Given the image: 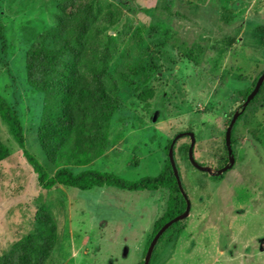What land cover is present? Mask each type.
Here are the masks:
<instances>
[{"label":"rangeland","instance_id":"1","mask_svg":"<svg viewBox=\"0 0 264 264\" xmlns=\"http://www.w3.org/2000/svg\"><path fill=\"white\" fill-rule=\"evenodd\" d=\"M87 1L100 10L97 24L107 11L114 13L109 35L134 25L128 40L118 44L108 82L109 92L123 104L105 127L106 151L86 166L74 164L82 155L65 162L63 154L59 168L75 174L90 169L138 184L163 171V149L187 129L194 135L193 157L199 164L227 167L222 147L226 118L241 113L235 112L238 101L230 94L251 87L252 79L264 74V0ZM55 9L53 0H0V45H7L0 54V95L16 103L23 124H29L27 149L38 154L49 175L59 168L36 142L40 94L26 83L24 56L38 33L54 25ZM158 39L166 40L161 48L166 67L163 56L146 51H159ZM178 53L192 57L181 60ZM146 59L160 65L153 75L148 67H138ZM142 93L147 108L138 98ZM245 115L233 133L234 162L220 180L187 161V134L176 141L174 163L190 205L187 229L173 245L160 241L150 264H264V103L248 110L247 120ZM0 131L8 133L2 138L11 153L0 164V256L33 230L34 212L44 203L58 237L47 264L144 260L168 206L166 193L154 197L151 191L112 186L42 190L1 121Z\"/></svg>","mask_w":264,"mask_h":264},{"label":"trees","instance_id":"2","mask_svg":"<svg viewBox=\"0 0 264 264\" xmlns=\"http://www.w3.org/2000/svg\"><path fill=\"white\" fill-rule=\"evenodd\" d=\"M53 1L56 8L54 25L50 29L38 33L26 49L24 56L26 83L32 91L40 94L38 95L41 110L35 129L36 142L47 160L51 164H55L57 168L60 167L58 162L63 154L66 155V158L63 159L65 162H68L70 158L82 155L78 160L75 158L74 164L86 166L91 159L101 156L106 151L105 127L123 104L121 97L109 92L108 82L112 80L111 64L114 54L117 53L118 44L121 41L124 43V38L128 40L134 25L127 24L111 36L109 31L115 24V16L111 11H107L103 20L97 24L96 17L100 10H96L94 5L87 0ZM160 40L162 39H158V41ZM5 44V42H1L0 54L5 53L7 48ZM165 44L166 40L158 43L160 52L150 48L146 49L150 52L149 55L160 54L164 57L161 63L163 67L168 65V58L161 49L165 47ZM178 56L181 60L184 57L188 59L192 57L191 53H178ZM147 59L142 60L138 67H148L149 74L153 75L151 70H158L157 67L160 65L147 62ZM262 76L263 72H260L252 79L251 87L230 94L231 99L235 97L238 101L235 112L241 111L230 128L231 151L234 144V129L240 119L246 113L247 120V111L256 108L257 104L261 102L264 103V77L262 78ZM261 78L262 81L253 94ZM138 98L147 108L145 94H140ZM244 104L245 106H243ZM16 107V103H8L0 95V121L7 126L28 165L36 174L40 189L50 190L59 185L87 191L94 187L112 186L128 192L151 191L149 194H154V197L155 192L166 193L168 206L165 208L166 211L162 218L156 222L150 240L154 238L161 227L185 212L188 197L185 191L181 192L178 187L168 156L169 150L172 149L174 163V148L177 140H170L168 146L163 149L166 155L163 171L138 184L127 183L115 176L90 169L75 174L70 169L63 167L49 175L37 159L36 155L38 154L27 149L26 137L31 128L29 124H23ZM205 110L203 109L201 112H205ZM232 118L230 115L225 122L222 140L224 157L228 155L225 136ZM188 132L192 133V130L187 129L175 137ZM5 133L8 135L7 132L0 131V164L11 155L9 147L2 138ZM189 146L185 147L186 159L191 164V156V161L197 163L193 157L195 142L191 141ZM232 157L235 158L233 151ZM227 159L226 163L229 164ZM191 165L194 167V164ZM226 172L219 175V178L211 175L209 178L214 181L220 180ZM33 216V230L14 242L8 251L0 256V264H47L58 240L57 227L49 207L44 203L36 208ZM187 218L186 216L173 223L160 235L148 264H150L160 241L164 240L166 244L170 245L175 244L181 233L187 229ZM145 255L146 252L144 257ZM139 264H144V260Z\"/></svg>","mask_w":264,"mask_h":264},{"label":"water","instance_id":"3","mask_svg":"<svg viewBox=\"0 0 264 264\" xmlns=\"http://www.w3.org/2000/svg\"><path fill=\"white\" fill-rule=\"evenodd\" d=\"M263 77H264V74H263L262 78ZM262 78L257 83V86H256V88L253 91V94L257 91V89H258V87L260 85V82L262 81ZM243 106H245V104ZM237 116H238V113H235V115L233 116V118L231 120V123H230V125H229V127H228V129L226 131V136H225L226 137L227 150H228L229 165L227 167H224L222 169V171L219 172L218 174H221L223 171H225L234 162V159L232 157V151H231V148H230V145H229V134H230V128H231V126H232V124H233V122H234V120L236 119ZM187 135L189 137H191V141L193 143V141H194L193 140L194 139L193 138V134L192 133H187ZM179 137H180V135H178L177 137H175L174 138L175 139L174 141L178 140ZM168 156H169V160L171 162L172 171H173V173H174V175L176 177V181H177L178 187H179L180 191L183 192V188H182V185H181V181H180L179 175L177 173V169H176V167H175V165L173 163L172 149L169 150ZM190 159L192 160L191 156H190ZM191 160H190L191 164H194V167L198 168L199 170L204 171V172H207L209 174H213V175L215 174V175H217V172L212 173V171L210 170V168L201 167V166L198 165V163H195V162H193ZM186 203L187 204H186V210H185V212L182 215H180V216L176 217L175 219L171 220L170 222H168L166 225H164L158 231V233L154 236V238L150 242V245H149V247L147 249V252H146V255H145V258H144V264H148V262L150 260V257H151V254H152V251L154 249V246H155L157 240L159 239L160 235L166 230V228L169 227L170 225H172L173 223L177 222L178 220H181L182 218H184V217H186V216L189 215L190 205H189V202L188 201Z\"/></svg>","mask_w":264,"mask_h":264},{"label":"flooded vegetation","instance_id":"4","mask_svg":"<svg viewBox=\"0 0 264 264\" xmlns=\"http://www.w3.org/2000/svg\"><path fill=\"white\" fill-rule=\"evenodd\" d=\"M198 163V162H197ZM199 164V163H198ZM199 165H201V164H199ZM206 165H201V167H205ZM209 166V165H208ZM208 168H210V170L213 172H217V173H219V172H221L222 171V169H223V166H221V168L220 167H213V166H211V167H208ZM198 169V168H197ZM199 170V169H198ZM201 171V170H200ZM201 172H204V171H201ZM204 173H207V172H204Z\"/></svg>","mask_w":264,"mask_h":264},{"label":"clouds","instance_id":"5","mask_svg":"<svg viewBox=\"0 0 264 264\" xmlns=\"http://www.w3.org/2000/svg\"><path fill=\"white\" fill-rule=\"evenodd\" d=\"M195 168H196V167H195ZM212 173H215V172H212ZM221 174H222V173H221ZM221 174H218V173H217V175L214 174L213 176H219V175H221ZM211 175H212V174H211ZM182 188H183V187H182ZM183 192H184V190H183ZM187 201H188V200H186V202H187Z\"/></svg>","mask_w":264,"mask_h":264}]
</instances>
